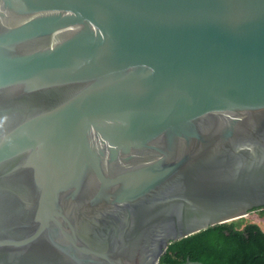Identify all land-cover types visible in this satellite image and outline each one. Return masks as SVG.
<instances>
[{
	"label": "water",
	"instance_id": "95a60500",
	"mask_svg": "<svg viewBox=\"0 0 264 264\" xmlns=\"http://www.w3.org/2000/svg\"><path fill=\"white\" fill-rule=\"evenodd\" d=\"M263 209L264 0H0V264H159Z\"/></svg>",
	"mask_w": 264,
	"mask_h": 264
},
{
	"label": "trees",
	"instance_id": "16d2710c",
	"mask_svg": "<svg viewBox=\"0 0 264 264\" xmlns=\"http://www.w3.org/2000/svg\"><path fill=\"white\" fill-rule=\"evenodd\" d=\"M188 259L205 264H264V230L238 219L217 224L170 244L159 264H183Z\"/></svg>",
	"mask_w": 264,
	"mask_h": 264
},
{
	"label": "rangeland",
	"instance_id": "374dc122",
	"mask_svg": "<svg viewBox=\"0 0 264 264\" xmlns=\"http://www.w3.org/2000/svg\"><path fill=\"white\" fill-rule=\"evenodd\" d=\"M239 221L244 225L248 222H254L261 226L264 230V215L260 214V211H253L245 217L239 218Z\"/></svg>",
	"mask_w": 264,
	"mask_h": 264
}]
</instances>
